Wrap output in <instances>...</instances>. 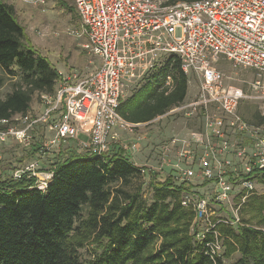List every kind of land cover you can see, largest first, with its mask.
<instances>
[{"label":"built area","instance_id":"obj_1","mask_svg":"<svg viewBox=\"0 0 264 264\" xmlns=\"http://www.w3.org/2000/svg\"><path fill=\"white\" fill-rule=\"evenodd\" d=\"M69 1L80 22L74 33L86 37L84 49L100 64L86 77L61 74L55 94L42 95L46 108L40 118L31 120L26 114L2 120L0 143L11 140L29 148L36 126L44 123L55 134L53 144L72 141L79 153L104 156L120 132L139 126L118 113L127 85L139 84L175 57L188 82L192 78L198 88L191 100L168 113H183L199 124V131L182 147L178 140L163 146L161 159L166 163L177 151L178 161L188 166H174L183 170L182 183L193 178L210 182L219 206H232L236 190L245 192L244 202L255 190L254 179L246 176L264 173V125L242 116L245 108L255 106L264 117V0ZM223 67H230L229 73ZM165 84L172 87L170 77ZM128 151L134 155L139 148L133 145ZM23 176L36 178L37 189L44 191L53 174L42 173L36 162L11 170L12 179ZM182 205L195 212V221L207 222L204 231L214 240L206 244L205 253L214 261L222 244L209 220L208 201L187 194ZM238 211L239 206L225 223L239 224Z\"/></svg>","mask_w":264,"mask_h":264},{"label":"trees","instance_id":"obj_2","mask_svg":"<svg viewBox=\"0 0 264 264\" xmlns=\"http://www.w3.org/2000/svg\"><path fill=\"white\" fill-rule=\"evenodd\" d=\"M0 70L19 77L0 99V122L29 114L33 97L53 96L61 80L51 62L29 45L14 6L4 0ZM167 77L171 88L165 84ZM188 81L180 61L170 57L121 100L118 113L130 124L151 123L185 102ZM4 82L0 75V89ZM254 118L257 126L264 125L259 113ZM144 169L118 148L104 156L75 152L54 164L44 191L37 189L36 178L14 180L1 173L0 264H225L236 254L239 258L231 264H264V194L244 202L245 192L240 194L239 224L213 220L222 244L213 261L205 253L213 234L201 233L195 212L182 205L187 194L196 195L194 186ZM146 177L149 195L144 191ZM246 178L264 183L263 172ZM88 243L93 255L83 261L79 250Z\"/></svg>","mask_w":264,"mask_h":264},{"label":"rangeland","instance_id":"obj_3","mask_svg":"<svg viewBox=\"0 0 264 264\" xmlns=\"http://www.w3.org/2000/svg\"><path fill=\"white\" fill-rule=\"evenodd\" d=\"M15 8L18 22L24 27L27 41L39 54L46 57L55 69L62 74V78L77 75L78 78L86 77L94 72L99 66L98 58L93 57L85 49L87 42L85 36H79L74 33L80 29L79 18L75 12L72 1L69 0H45V4L30 5L23 0H4ZM63 1L66 6L60 2ZM223 71L229 73L230 67H223ZM242 73V71H238ZM4 77V85L0 89V99H4L9 94L13 85L18 82V78H11L8 74L1 72ZM145 83L128 84L124 90L123 99L130 97L135 91L141 88ZM60 83L56 85V90ZM197 84L191 82L188 86V95L186 100H191L197 93ZM45 102L42 95L36 94L33 97L29 117L31 120L38 119L45 111ZM259 113L255 106H249L242 112V116L251 124L256 125L254 115ZM260 114V113H259ZM261 116V115H260ZM199 131V124L195 120H191L183 113H167L161 119H156L151 123L140 124L132 131H124L119 133L117 142L112 143L111 150L123 149L129 156L131 161L145 168H153L162 176H174L178 178V183H182L179 178H183V170L174 168L179 165L184 169L185 162H179L177 151L173 152L164 163L161 159L160 151L165 145H170L174 140L177 146H184L183 141L191 138L193 132ZM83 139H85L82 136ZM54 132L49 130V124L39 123L33 132L32 145L29 148H23L14 141L0 143V174L8 176L15 167H23L29 163L36 162L42 173L48 172L53 165L63 162L73 156L77 151L76 142L68 141L66 143L55 144ZM137 145L139 151L132 155L128 150ZM36 146H39L37 152H34ZM185 170V169H184ZM1 174V175H2ZM260 178L254 179L255 190L249 195H263L264 183ZM144 191L149 195L148 177L144 179ZM188 183L194 186L193 192L196 197L207 200L209 203V220L213 223L214 219L232 218L233 212L239 206V191L232 194V206H219L215 198V190L211 183L203 186L202 179L193 178ZM85 214V210H84ZM239 214V211H238ZM241 220V215L239 214ZM207 222H200L198 229L201 233L206 230ZM83 261L89 260L93 255V246L88 243L83 249L79 250ZM239 255H234L231 259L226 260L225 264L234 263Z\"/></svg>","mask_w":264,"mask_h":264},{"label":"crops","instance_id":"obj_4","mask_svg":"<svg viewBox=\"0 0 264 264\" xmlns=\"http://www.w3.org/2000/svg\"><path fill=\"white\" fill-rule=\"evenodd\" d=\"M83 139V138H82Z\"/></svg>","mask_w":264,"mask_h":264}]
</instances>
